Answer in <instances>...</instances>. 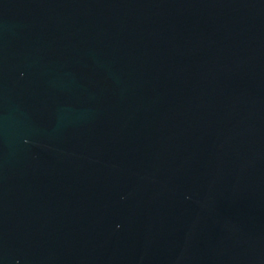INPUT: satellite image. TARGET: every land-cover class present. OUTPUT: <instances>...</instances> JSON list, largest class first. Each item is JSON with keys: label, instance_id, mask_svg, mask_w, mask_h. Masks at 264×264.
<instances>
[{"label": "water", "instance_id": "95a60500", "mask_svg": "<svg viewBox=\"0 0 264 264\" xmlns=\"http://www.w3.org/2000/svg\"><path fill=\"white\" fill-rule=\"evenodd\" d=\"M0 264H264V0H0Z\"/></svg>", "mask_w": 264, "mask_h": 264}]
</instances>
